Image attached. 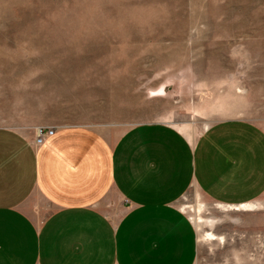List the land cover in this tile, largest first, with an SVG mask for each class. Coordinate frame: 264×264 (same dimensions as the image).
<instances>
[{"label": "rangeland", "instance_id": "obj_1", "mask_svg": "<svg viewBox=\"0 0 264 264\" xmlns=\"http://www.w3.org/2000/svg\"><path fill=\"white\" fill-rule=\"evenodd\" d=\"M224 118L264 129V0H0V126L114 139L164 122L194 141ZM252 204L188 188L195 264H264V196Z\"/></svg>", "mask_w": 264, "mask_h": 264}, {"label": "crops", "instance_id": "obj_2", "mask_svg": "<svg viewBox=\"0 0 264 264\" xmlns=\"http://www.w3.org/2000/svg\"><path fill=\"white\" fill-rule=\"evenodd\" d=\"M47 128L36 145L35 130L0 126V264H195L197 232L177 205L190 186L227 206L264 196V129L247 119L194 141L164 122L114 139Z\"/></svg>", "mask_w": 264, "mask_h": 264}, {"label": "built area", "instance_id": "obj_3", "mask_svg": "<svg viewBox=\"0 0 264 264\" xmlns=\"http://www.w3.org/2000/svg\"><path fill=\"white\" fill-rule=\"evenodd\" d=\"M53 132V128H47L42 126L37 127L35 129V144L40 145L45 140V138L51 136Z\"/></svg>", "mask_w": 264, "mask_h": 264}, {"label": "bare ground", "instance_id": "obj_4", "mask_svg": "<svg viewBox=\"0 0 264 264\" xmlns=\"http://www.w3.org/2000/svg\"><path fill=\"white\" fill-rule=\"evenodd\" d=\"M234 209H243V210H253L254 209V205L252 203H248V204H243L237 207H234ZM212 224V223H211ZM213 225V224H212ZM213 227V226H212ZM209 237H212V234H208Z\"/></svg>", "mask_w": 264, "mask_h": 264}]
</instances>
